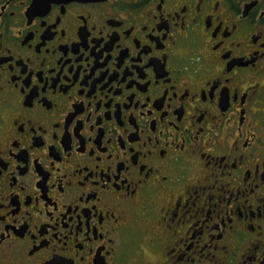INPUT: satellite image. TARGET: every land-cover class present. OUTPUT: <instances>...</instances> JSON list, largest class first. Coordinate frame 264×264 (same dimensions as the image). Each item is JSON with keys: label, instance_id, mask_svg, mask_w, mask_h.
<instances>
[{"label": "flooded vegetation", "instance_id": "flooded-vegetation-1", "mask_svg": "<svg viewBox=\"0 0 264 264\" xmlns=\"http://www.w3.org/2000/svg\"><path fill=\"white\" fill-rule=\"evenodd\" d=\"M0 264H264V0H0Z\"/></svg>", "mask_w": 264, "mask_h": 264}]
</instances>
